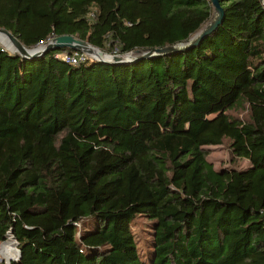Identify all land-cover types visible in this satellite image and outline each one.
<instances>
[{
	"label": "trees",
	"instance_id": "trees-1",
	"mask_svg": "<svg viewBox=\"0 0 264 264\" xmlns=\"http://www.w3.org/2000/svg\"><path fill=\"white\" fill-rule=\"evenodd\" d=\"M219 1L222 25L166 56L73 64L59 55L74 49L0 45L10 264H264V0ZM212 15L210 0H0V29L27 49L72 36L110 55L188 41ZM225 141L247 169L207 161Z\"/></svg>",
	"mask_w": 264,
	"mask_h": 264
},
{
	"label": "water",
	"instance_id": "water-1",
	"mask_svg": "<svg viewBox=\"0 0 264 264\" xmlns=\"http://www.w3.org/2000/svg\"><path fill=\"white\" fill-rule=\"evenodd\" d=\"M210 2L212 3V7H213V15L210 21L207 24H205L202 27V29L192 38H190L188 41L159 49L136 51L129 55H110L91 46L89 43L76 39L72 36L58 37L50 40L42 47L39 46L36 49L30 50L27 49L25 46H23V44L17 38L8 34L4 30L0 29V34L6 35L12 47L15 48L16 50L10 52L20 57H25V58L38 57L49 50H60V49L70 48L77 51H82L102 63H108V64L131 63L142 58L166 56L172 53L185 51L199 45L206 37L214 33L222 25L224 21L225 12L220 4V1L210 0ZM131 55H133V57H130Z\"/></svg>",
	"mask_w": 264,
	"mask_h": 264
},
{
	"label": "rangeland",
	"instance_id": "rangeland-1",
	"mask_svg": "<svg viewBox=\"0 0 264 264\" xmlns=\"http://www.w3.org/2000/svg\"><path fill=\"white\" fill-rule=\"evenodd\" d=\"M0 45L5 50L8 49L3 45V43L1 41H0ZM36 48H32L30 50H33ZM6 51L10 52L9 49ZM233 115L234 116H240L242 118H246V116H245L246 112H244L242 110L234 111ZM205 150L207 151V161L209 163H211L214 166L215 170H217V171H220L222 169H233V167L236 169H239V170H244L250 166V164L247 160L233 159V156H232L231 150H230V142L229 141H225L224 144L219 145V146L206 147ZM133 232L137 238L138 245L140 246V248L143 249V251H146L149 247H151L150 241L153 238V235H152L153 229L151 227V221L148 218H146L144 216L138 217L133 224ZM8 236H10V234ZM8 236L6 238L7 241L6 240L4 241L5 243L3 244V246L0 250V256L6 261H8L7 257H5L2 253L4 250V246H5L6 242H8L10 240H11V242L13 241V244H14L15 248L17 249V245H16L17 242ZM3 263L4 262L2 261L1 264H3Z\"/></svg>",
	"mask_w": 264,
	"mask_h": 264
},
{
	"label": "built area",
	"instance_id": "built-area-1",
	"mask_svg": "<svg viewBox=\"0 0 264 264\" xmlns=\"http://www.w3.org/2000/svg\"><path fill=\"white\" fill-rule=\"evenodd\" d=\"M51 40H52V39H51ZM49 41H50V40H49ZM49 41H47V42H49ZM47 42H46V43H47ZM46 43H44V44H46ZM40 46H43V44H41ZM38 47H39V46H38ZM59 57L62 58V59H65V60H67V61H69V62H71V63H73V64H80L81 62H84V61H86L87 59L93 58V57H91L90 55H88V54H86V53H83V52H80V51H77V50L74 51V53H72V54H66V53H63V54L59 55ZM8 235H9V234H8ZM8 237H10L11 239H13L11 235L8 236ZM13 240H15V239H13ZM15 241H16V240H15ZM4 243H5V242L0 243V250H1V248H2V246H3ZM16 245H17V248H18L19 256H18L16 259H12V260H9V261L4 260V259L0 256V264H1L2 261L4 262L3 264H10L11 262H17V261H19L21 254H20V250H19V247H18V243H17Z\"/></svg>",
	"mask_w": 264,
	"mask_h": 264
},
{
	"label": "bare ground",
	"instance_id": "bare-ground-1",
	"mask_svg": "<svg viewBox=\"0 0 264 264\" xmlns=\"http://www.w3.org/2000/svg\"><path fill=\"white\" fill-rule=\"evenodd\" d=\"M0 41L3 43V45L6 47V48H8L10 51H16L15 50V48H13L12 47V45H11V43H10V41H9V39H8V37L6 36V35H2V34H0ZM45 44H43V46H44ZM40 47H42V46H40ZM33 52V51H32ZM130 57H133V55H131ZM10 240V239H9ZM15 246H14V244H13V241L11 242V240L10 241H8V242H6V244H5V246H4V250H3V255L5 256V257H7V260L9 261L10 259H11V257L12 256H14L15 255ZM17 252H18V250H17ZM18 256H19V252H18ZM17 256V257H18ZM16 259V258H15Z\"/></svg>",
	"mask_w": 264,
	"mask_h": 264
}]
</instances>
